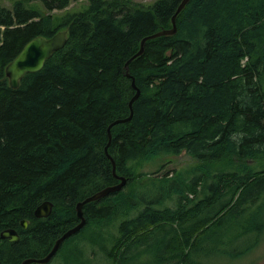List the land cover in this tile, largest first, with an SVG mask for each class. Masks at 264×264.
Instances as JSON below:
<instances>
[{
	"label": "trees",
	"instance_id": "obj_1",
	"mask_svg": "<svg viewBox=\"0 0 264 264\" xmlns=\"http://www.w3.org/2000/svg\"><path fill=\"white\" fill-rule=\"evenodd\" d=\"M26 1L0 4V230L18 235L0 237V264L43 255L77 221L75 201L116 182L103 147L107 123L128 113L134 91L123 62L142 35L170 25L179 0H87L59 16L51 10L70 0H39L43 12ZM175 25L128 61L139 94L130 119L110 126L106 150L125 183L157 153L184 150L195 173L188 181L169 176L177 178L161 198L139 197L134 184L82 205L84 224L105 227L103 217L129 198L121 212L129 216L100 246L108 264L130 258L151 231L158 234L153 260L179 264L249 185L264 180V0H188ZM57 29L66 31L64 45L10 87L3 66L27 39ZM171 193L174 207H159ZM43 199L52 203L49 214L34 216Z\"/></svg>",
	"mask_w": 264,
	"mask_h": 264
},
{
	"label": "rangeland",
	"instance_id": "obj_2",
	"mask_svg": "<svg viewBox=\"0 0 264 264\" xmlns=\"http://www.w3.org/2000/svg\"><path fill=\"white\" fill-rule=\"evenodd\" d=\"M14 0H0V4L10 7ZM135 3L148 5L153 0H132ZM87 0H70L63 7L51 11L54 15L59 16L65 12L76 11L86 5ZM25 4L29 7H35L43 12L44 7L39 0H28ZM193 157L181 150L177 154L157 153L150 157L140 167V175L134 183L127 182L121 190L129 191L132 189L130 185L136 184V193L142 198H161V196L169 190L170 186H174L169 177L181 175L188 181L194 170ZM247 162H253L247 159ZM161 168L154 172L159 168ZM256 163L254 167H258ZM258 183V184H256ZM264 183L255 182L248 186V190L241 193L244 199L235 201L233 206L229 208L222 216L221 221L216 226H211L206 233L201 235L200 240L190 250L188 258L179 256V264H264ZM259 189L256 199L254 197V189ZM123 195V194H122ZM201 195V191L198 192ZM121 196V195H120ZM176 193H171L170 197H166L161 201V205L174 207ZM192 196V195H191ZM252 198V199H251ZM128 199H123L114 210L113 215L104 216L106 225L99 226L93 223L84 224L80 230L69 235L61 241L55 253L50 259L44 263L36 264H108L109 258L101 250V245L108 247L111 244L112 235L118 233V225L121 219L126 218L121 212L128 207ZM220 202V201H219ZM242 208V210H241ZM137 210L134 209L133 213ZM175 230L174 225L170 229L169 234ZM157 233L152 231L146 240L139 242L130 258H123L120 264H172L174 258H168L161 262L154 261L156 253L155 239ZM160 237V235H159ZM169 237H167L168 239ZM160 251H165V247L161 245ZM157 257H159L157 255Z\"/></svg>",
	"mask_w": 264,
	"mask_h": 264
},
{
	"label": "water",
	"instance_id": "obj_3",
	"mask_svg": "<svg viewBox=\"0 0 264 264\" xmlns=\"http://www.w3.org/2000/svg\"><path fill=\"white\" fill-rule=\"evenodd\" d=\"M188 0H179L176 4L174 10L172 11L169 21L170 25L168 27H160L154 31L142 35L139 39L137 49L129 55L123 62V69L125 76L129 77L130 86L133 88V93L127 100L128 113L122 117H115L111 119L106 125V136L107 140L103 147L105 155L110 160L111 173L117 179L116 182L111 184H106L98 189L92 191L89 194L81 197L74 203L75 216L77 221L65 228L52 242L49 249L41 256H26L22 258L19 264H31V263H44L50 259V257L55 253L61 241L68 237L69 235L75 233L84 224L85 218L82 214V205L91 200H97L110 192L120 189L126 182V177L124 175L115 172V164L113 158L108 154L106 147L110 139V126L117 122H122L130 119L132 115V101L136 99L139 94V88L134 83L133 75L128 72V61L134 56L140 54L143 50L144 41L147 38H152L159 35L172 34L176 30L175 16L178 11L183 7V5ZM66 40L65 29H57L49 36H44L37 34L27 39L16 52V54L3 66V72L8 79V85L10 87H16L18 84V79L20 76L27 71H35L39 69L44 60L51 55L53 51L62 47ZM52 203L48 199L41 200L33 208V215L37 217H45L49 214L51 210ZM20 225L24 227L26 225V220L21 218L19 221ZM0 237L6 238L8 240L17 239L18 235L14 228L5 227L0 230Z\"/></svg>",
	"mask_w": 264,
	"mask_h": 264
}]
</instances>
